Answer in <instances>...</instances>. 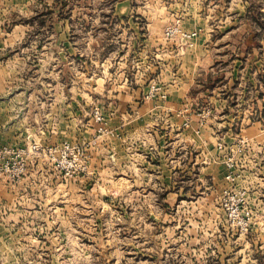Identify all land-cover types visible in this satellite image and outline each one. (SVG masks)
Here are the masks:
<instances>
[{
	"label": "rangeland",
	"instance_id": "1",
	"mask_svg": "<svg viewBox=\"0 0 264 264\" xmlns=\"http://www.w3.org/2000/svg\"><path fill=\"white\" fill-rule=\"evenodd\" d=\"M52 2L56 14L49 22L59 32L31 31L19 57L0 58V264H264V99L251 97L256 88L243 92L241 76L221 81L234 67L220 64L213 80L219 97L229 95L230 110H214L209 96H197L199 105L184 118L186 127L199 124L206 141L189 150L200 159L201 178L178 169L188 161L186 150L181 162H152L146 169L143 154L131 158L116 149L121 122L130 120L126 115L120 122L111 108L114 90L129 87L124 77L133 79L131 88L148 83L146 95L164 98L161 34L135 33L126 20L100 16L114 0ZM161 3L132 4L144 10ZM46 8L38 2L34 10ZM178 24L179 31L168 36L164 29V36L194 42L197 32ZM50 41L55 48L33 47ZM255 41L263 42L262 60L238 72L260 77L264 86V31ZM153 115L166 122L162 113ZM207 148L217 152L211 161ZM158 151L152 160L161 159ZM209 170L217 177L205 176ZM24 179L39 188L40 204H21ZM180 180L194 185L187 196L173 188ZM205 249L218 257L199 256Z\"/></svg>",
	"mask_w": 264,
	"mask_h": 264
},
{
	"label": "crops",
	"instance_id": "2",
	"mask_svg": "<svg viewBox=\"0 0 264 264\" xmlns=\"http://www.w3.org/2000/svg\"><path fill=\"white\" fill-rule=\"evenodd\" d=\"M52 1L54 0H0V58L19 57V50L25 44L24 39L31 31L41 32L48 30V27V31L52 33L59 32L57 23L55 22V25L50 23L52 22L51 18L56 14ZM114 1L116 2L115 7L109 10H100L102 11L99 13L100 16L120 18L121 21L126 20L129 25H125L124 28L127 26L130 31L135 33L161 34L162 38L156 45L162 50L159 77L165 88L164 98L161 96L152 98L151 95H146L149 92L148 83L143 88L136 90L131 88L133 79L129 80L128 77H124V82H130L128 83L129 87L114 90L115 104L111 110L113 109V112L120 117V122L126 115L130 120L121 122L120 126L121 134L130 136V141L127 142L126 137L122 135L114 138L116 149L121 156L129 155L132 158L143 154L146 163L144 161L142 164L148 169L149 163L153 165L155 162L162 163L164 160L171 163L181 162L185 150L186 153H189L190 148L194 149V147L206 144L202 135L198 134L197 129L200 128L198 123L191 122L186 127L185 113H193L194 108L199 105L196 102V97L205 95L210 97L214 110H218V107H220L218 111L225 110L227 112L230 110L231 104L227 99L229 95H226L227 98L219 97L220 92L217 89H221V86H218L213 80L220 75L221 67L219 65L223 62L230 63L234 69L232 73H226L229 76L221 77V81L229 77L228 80L237 82L241 76V78L247 79V82L245 81L247 86L244 87L243 92L251 93V89L255 87L256 93L251 94V97L259 99V96L264 99V90H262L263 92L259 90L264 89L260 77L250 74L244 77L243 73L238 72L239 68L248 70L251 60H262L258 52H261L263 42L255 41V39L264 31V0H148L149 2L160 1L162 3L160 7L154 8L152 5L144 10H135L132 4L133 0ZM38 2L45 3L48 6L46 9L51 10L36 12L34 7ZM120 4H124L125 7L119 8ZM139 20L143 22L142 25L137 23ZM176 21L181 23L180 25L185 31L197 32L198 35L194 42L182 44L178 40L164 36L165 27ZM217 34L220 35L218 39H216ZM225 38L228 39L224 40ZM55 44L50 41L47 46H42V42H35L33 47L51 49L56 47ZM220 49L224 50L220 51ZM213 50L220 51L219 55L214 54ZM223 52L229 53L222 54ZM144 78L146 82L150 80L148 76ZM243 92L241 96H243ZM18 95L21 94L18 93ZM116 99L119 103H116ZM253 104L255 106V103ZM253 109L254 107H251L247 111L251 112ZM158 112L166 117V122L161 125L151 120L153 114ZM258 123L248 121L247 126L257 127ZM119 125L120 123L115 127L118 128ZM258 125L260 126V124ZM165 128L171 131L173 137L166 139L163 132H159ZM187 132H189V137L186 136ZM157 150L162 157L158 159L156 156V160H152L151 155L153 152L157 154ZM213 153L217 154L207 148L206 155L209 156L210 161ZM126 160H122V162ZM199 160V157H195L193 152H190L187 163L184 162L185 167L179 165L178 169L188 179L190 173L197 172L193 176L197 175L200 179L201 171L195 170V164ZM129 161L132 160L129 159ZM199 169L201 168L199 167ZM163 174H165L164 171ZM212 174L213 179L217 177L211 170L207 171L205 176L212 179ZM30 175L32 174L27 177ZM124 175L126 173L121 172L120 176ZM170 177L172 179V175ZM183 181L180 180L181 184L173 185V188L176 189V192L187 196L194 189V185L183 184ZM36 190L39 191V188L32 181L24 179L23 185L21 184V197L24 198L21 204H40L36 200L40 193ZM32 198L33 200H31ZM1 224L6 225L7 223L2 221ZM213 253L215 251L205 249L201 250L199 256L210 258L215 255ZM203 264L207 263L203 262Z\"/></svg>",
	"mask_w": 264,
	"mask_h": 264
},
{
	"label": "built area",
	"instance_id": "3",
	"mask_svg": "<svg viewBox=\"0 0 264 264\" xmlns=\"http://www.w3.org/2000/svg\"><path fill=\"white\" fill-rule=\"evenodd\" d=\"M181 28L178 24V22L176 24H172V25H168L165 27V32L168 36H173L177 31H179ZM188 34V33H187ZM190 35V34H188Z\"/></svg>",
	"mask_w": 264,
	"mask_h": 264
}]
</instances>
